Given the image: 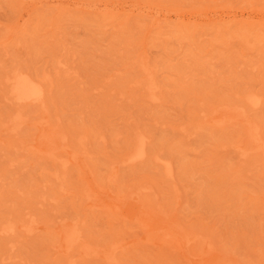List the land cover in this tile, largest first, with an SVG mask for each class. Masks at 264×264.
I'll return each mask as SVG.
<instances>
[{"label":"rangeland","instance_id":"rangeland-1","mask_svg":"<svg viewBox=\"0 0 264 264\" xmlns=\"http://www.w3.org/2000/svg\"><path fill=\"white\" fill-rule=\"evenodd\" d=\"M0 264H264V0H0Z\"/></svg>","mask_w":264,"mask_h":264},{"label":"bare ground","instance_id":"bare-ground-1","mask_svg":"<svg viewBox=\"0 0 264 264\" xmlns=\"http://www.w3.org/2000/svg\"><path fill=\"white\" fill-rule=\"evenodd\" d=\"M8 80H9V84L11 86L12 96L19 103L23 104V103H29V102H33V101L42 100V98L44 96V90L42 89L43 85L41 86L40 83L38 82V80L34 79L33 76L31 77L30 75H26L24 73H17L13 77H9ZM251 101L253 104H258V102H259V100L257 98H254V97L253 98L251 97ZM250 129H251V127H250ZM256 134L257 133L254 129L253 130L251 129L249 131L248 136H247L246 141H245L246 145L243 147L244 153H248V151L250 149H259L262 147V144L258 142L259 137H257ZM42 136H43L42 138L46 140L45 145L47 146L48 152L54 154V152H55L54 150H56L60 147H63L64 140H65L64 136L58 135L55 131H47ZM42 138L40 139L41 141H43ZM146 143H147V141L144 137H139V139L137 140L136 145L133 148V150L124 157V159H123L124 162L127 161L129 163H134L140 159H143L146 155ZM51 156H52V154H51ZM169 171H171L170 166H169ZM63 228L65 231V234L63 236L64 246L66 249H70L74 245V243L78 242L80 237L78 235V232H76L77 230H75L74 228L68 229V227H66V224ZM10 230H13V228L8 227L6 229V231H10ZM62 246H63V244H62ZM110 258L113 260V256Z\"/></svg>","mask_w":264,"mask_h":264}]
</instances>
